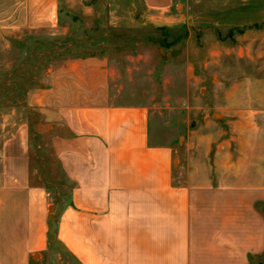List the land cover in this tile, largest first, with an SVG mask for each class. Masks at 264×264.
<instances>
[{
  "label": "rangeland",
  "instance_id": "374dc122",
  "mask_svg": "<svg viewBox=\"0 0 264 264\" xmlns=\"http://www.w3.org/2000/svg\"><path fill=\"white\" fill-rule=\"evenodd\" d=\"M55 1L51 23L44 0H0V175L5 145L24 129L31 182L52 192L50 241L69 185L33 96L69 60L106 59L123 76L119 86L144 91L145 102L162 111L174 108L168 125L152 115L151 129L162 142L173 135L184 150L178 156L182 183L190 160L213 161L220 151L237 165L255 150L264 155V0H171L161 9L149 8L146 0ZM30 16L35 20L29 24ZM206 124L215 127L208 135L211 146L192 149V132ZM231 169L237 174V167ZM217 202L211 197L207 204L204 197L198 205L203 242L191 264H264L263 253L258 259L247 253L253 250L252 214L241 217L236 198L224 209ZM211 217L219 230L228 228L224 236L206 225ZM207 237L219 239L212 258L205 256ZM50 255L61 257L50 264H77L55 242Z\"/></svg>",
  "mask_w": 264,
  "mask_h": 264
},
{
  "label": "crops",
  "instance_id": "0c3cea01",
  "mask_svg": "<svg viewBox=\"0 0 264 264\" xmlns=\"http://www.w3.org/2000/svg\"><path fill=\"white\" fill-rule=\"evenodd\" d=\"M44 1L53 23L57 1ZM146 1L154 9L171 2ZM34 20L30 16L29 24ZM122 77L106 59L69 60L51 71L44 92L33 96L49 127L63 183L69 185L51 241L77 264H191L199 258L197 246L203 242L201 200L205 197L208 204L212 197L224 209L236 198L238 214L253 216V250L247 253L255 259L263 253L264 259L262 152L258 156L255 150L253 158L237 165L222 159L220 151L213 161L190 160L187 179L180 182L184 165L178 156L184 150L177 149L173 135L162 142L151 129L152 115L168 125L167 113L170 116L174 108L167 112L146 103L144 91H133L126 83L119 86ZM214 128L206 124L192 132V149H209L208 135ZM25 132L3 149L0 264H50L49 259H61L49 256L56 212L50 213L52 192L31 182ZM235 167L237 174L231 169ZM207 223L213 225L212 233L218 229L213 217ZM227 230L221 226V237ZM206 241L205 256L212 258L210 249H218L219 239Z\"/></svg>",
  "mask_w": 264,
  "mask_h": 264
}]
</instances>
